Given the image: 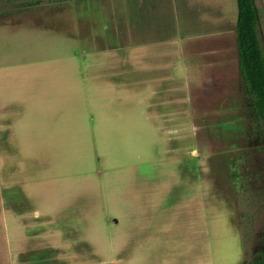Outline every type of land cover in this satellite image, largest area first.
<instances>
[{
  "label": "rangeland",
  "instance_id": "rangeland-1",
  "mask_svg": "<svg viewBox=\"0 0 264 264\" xmlns=\"http://www.w3.org/2000/svg\"><path fill=\"white\" fill-rule=\"evenodd\" d=\"M176 2L180 11L186 6L182 10L191 13L186 32L215 29L204 21L206 13L223 16L225 27L234 29L237 47L230 14L233 3L236 20L235 0H218V7L215 0ZM172 4L155 0V8H149L141 0H0V173L7 184L0 213L10 205L19 210L15 204L31 215L32 207H51V217L44 218L48 226L75 241L87 234L67 231L89 222L101 225L104 211H160L155 218L130 222L121 217L123 225L137 220L148 231L155 221V264H193L199 258L206 259L203 264H256L264 235V140L241 75L237 88L192 105L191 155L187 150L160 152L162 140L155 131L139 137L131 134L129 122L122 128L120 120L131 108L123 90L109 84L116 80L95 84L88 79L87 65L102 68L111 57L117 69L121 64L144 68L149 82L155 25L177 30ZM258 31L264 51V9ZM110 73L119 80L113 68ZM95 76L107 75L100 70ZM55 99L57 107H47ZM60 108L77 118L75 126L55 118ZM42 110L45 118V113L50 116L39 131L31 117ZM58 180L68 183L64 194ZM25 181L30 183L26 187ZM40 182L43 200L38 201ZM24 187L33 189L27 201ZM13 189L16 201H10ZM88 209L95 212V222L86 217ZM6 217L0 214V264H15ZM201 238L207 246L200 245Z\"/></svg>",
  "mask_w": 264,
  "mask_h": 264
},
{
  "label": "crops",
  "instance_id": "crops-1",
  "mask_svg": "<svg viewBox=\"0 0 264 264\" xmlns=\"http://www.w3.org/2000/svg\"><path fill=\"white\" fill-rule=\"evenodd\" d=\"M141 1L144 7L155 8V0ZM255 3L259 17L260 9H264V2L255 0ZM215 4L218 7V0H215ZM172 5L177 30L171 32L167 28L158 29L155 25V67L151 70L152 77L149 82L144 81V78H149L146 75L148 74L147 70L140 66L129 68V66L121 64L118 69L117 66H112L110 50L103 52L105 56L110 57L102 67L104 69L95 64L87 65L88 79L93 83L116 80L109 84L115 83L123 90L124 100L131 103V108L125 118L124 115L123 118L120 115L122 128L126 129V123L129 122L131 134L139 137H144L151 130L155 131V135L160 136L162 140L160 152L184 153L187 150L191 155L193 149L192 105L204 104L208 98L221 93L224 89L230 87L234 89V86L237 88L240 77L239 58L237 47L234 46V36H232L234 29L231 32L230 27H225L224 24L227 22H224L223 16L213 17L212 13H206L203 15L204 21L212 25V28L215 25V29L206 32H186L185 26L192 25L189 20L191 13L189 10L186 12L182 10L187 8L186 6L180 11L176 0H173ZM185 5L190 6L191 4ZM231 12L234 15V28H236L233 3L230 14ZM214 41H216L215 44ZM70 67L76 68L71 65ZM112 68L117 76L119 74V80L117 77H112V73H110ZM100 70H104V74L107 76H104L103 79H96L95 75ZM105 71L109 73L106 74ZM99 77L102 76L99 75ZM220 93L218 97H222ZM56 96L60 95L57 93ZM197 99H199L198 102H196ZM58 104L55 99L46 105L52 108L54 105L57 107ZM150 108L155 111L151 113ZM63 110L60 108L55 118L59 120L62 117L61 119H66L65 122H69V126H75L74 122L77 118L67 115ZM43 112L44 110L31 117L39 131H42L43 122L50 116L45 113V118ZM59 114L61 116H58ZM0 120H2L1 117ZM175 121H178L177 126L172 123ZM62 124L64 126V123ZM25 127V125L22 126L24 133ZM186 138L187 141H185ZM196 142L197 137L194 140L195 144ZM13 183L15 184V182L8 181L10 186H13ZM29 184L25 181V187ZM40 184L38 197H36L38 201L43 200L42 182ZM56 184L60 188L59 192L64 194L68 183L65 180H58ZM4 185L7 184L0 173L1 201L6 200L4 192L6 186ZM25 187L21 193L23 196H21L27 201L31 199L29 193L33 194V189L31 187L25 189ZM9 195L10 201H16V189H13ZM14 206L19 210L10 205V209L4 208L0 214L3 217L9 216L15 264H155V242L157 239V237L155 238V221L153 229L148 231L143 226H137V220L132 221L134 224L123 225L121 217H127L126 222H130L129 218L133 217L155 218V215L161 214L160 211L127 208L120 215L104 211L100 219L101 225H91L89 222L85 228L74 227L72 230H68L67 232L72 234L82 232L87 234L82 239L70 241L68 238L64 239L62 235L64 230L56 229L54 231L51 229L52 227L48 226V219H44L51 217L49 211L53 208L50 207L49 211H46L43 207H39V209L32 207L31 215V211L30 213L27 211L29 214H26L21 211L19 206L16 204ZM94 213L89 209L86 212V217H90V221L93 218V222H95ZM23 217L28 219L24 220ZM34 217L39 218L34 219ZM27 239L33 240V242L23 243ZM200 245L207 246L206 239L203 242L201 238ZM192 261L193 264H203L206 259L199 258Z\"/></svg>",
  "mask_w": 264,
  "mask_h": 264
},
{
  "label": "trees",
  "instance_id": "trees-1",
  "mask_svg": "<svg viewBox=\"0 0 264 264\" xmlns=\"http://www.w3.org/2000/svg\"><path fill=\"white\" fill-rule=\"evenodd\" d=\"M236 7L235 32L240 75L250 98L249 109L262 124L260 135L264 140V51L258 31V9L255 0H236ZM252 263L264 264V235L258 257Z\"/></svg>",
  "mask_w": 264,
  "mask_h": 264
}]
</instances>
